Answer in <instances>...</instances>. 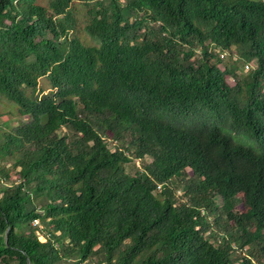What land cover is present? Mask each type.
<instances>
[{
	"label": "trees",
	"instance_id": "1",
	"mask_svg": "<svg viewBox=\"0 0 264 264\" xmlns=\"http://www.w3.org/2000/svg\"><path fill=\"white\" fill-rule=\"evenodd\" d=\"M84 263L264 264V0H0V264Z\"/></svg>",
	"mask_w": 264,
	"mask_h": 264
},
{
	"label": "rangeland",
	"instance_id": "2",
	"mask_svg": "<svg viewBox=\"0 0 264 264\" xmlns=\"http://www.w3.org/2000/svg\"><path fill=\"white\" fill-rule=\"evenodd\" d=\"M93 1H99V0H93ZM225 56H227V59H228L227 61L229 63L235 62L237 60V57H238L235 54L231 56V54L229 52ZM252 66H253V64L250 65V66L245 67L244 73L247 72ZM41 82H42L43 85L45 83H48V78L47 77L42 78ZM11 123H12V125H16L17 122L13 120V121H10V124ZM108 145L110 147H113L115 145V143L112 142V141H108ZM141 165H142L141 162H136V163H133V164H128V170L131 171V172H134L137 169H141ZM180 193L181 192H178V194H180ZM216 201H217V204L219 206L222 204V200L220 198H217ZM33 224L36 225V226H40V221L39 220H36V221H34ZM84 264H92V263H84Z\"/></svg>",
	"mask_w": 264,
	"mask_h": 264
}]
</instances>
